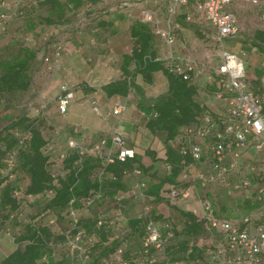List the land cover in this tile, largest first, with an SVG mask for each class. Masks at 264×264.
<instances>
[{"label":"trees","instance_id":"1","mask_svg":"<svg viewBox=\"0 0 264 264\" xmlns=\"http://www.w3.org/2000/svg\"><path fill=\"white\" fill-rule=\"evenodd\" d=\"M3 1L0 0V3ZM5 4L6 1L0 7ZM12 7V10L0 11L10 15L6 28L0 29V101L20 96L31 88L34 74L31 62L41 53L45 62L44 59L49 57L46 53L48 50L52 49L54 54L57 47H62L63 43L58 41L59 33L55 34L58 29L54 26L65 21L70 11L68 0H25L18 5L13 3ZM40 7L44 11L36 12ZM17 17L23 23L19 39L21 43L17 50L11 52L7 47L13 41L10 39L11 25L12 20ZM33 33L45 40L44 46L37 50L30 46ZM132 33L136 37L132 58L139 65L141 73L149 77L152 71L164 69L161 62L145 57L150 50L148 29L139 25ZM257 37L264 41V32L258 31ZM255 45L260 47L257 43ZM164 72L168 79V89L151 101L150 108L157 110L159 115L147 122V127L153 134L164 136L166 158L172 169L160 175L153 166L144 167L136 154L123 163L111 164L108 167L109 175L103 178L101 186L103 199L91 207L90 213L81 221L84 229L81 255L69 250L64 242L63 230L68 224L67 204L75 196L77 206L81 207L82 198L91 189L98 188V182L91 178L94 168L99 164L98 157L88 156L80 170L68 169L64 176L58 174L54 183L51 171L62 145L51 132H42L39 127L40 118L23 112L11 117L0 128V237L6 238L5 234L9 233L12 243L16 245L0 258V264H192L202 257L204 249L195 244L194 240L208 234L204 228V220L170 204L162 191L166 186L177 184L181 172V157L168 141L177 135L180 127L194 123L203 112V107L195 97L197 90L193 84L171 73L168 68ZM103 89L109 95H125L129 85L123 79L110 83ZM146 153L153 162L158 161L152 150L148 149ZM73 158L71 154L62 169L70 168ZM135 164L149 178L146 190L147 195L152 197L149 201L166 202L178 210L183 218L181 228L173 230V237L159 252L153 248L147 254L142 252V240L147 235L144 220L129 217L126 224L129 229L120 237L111 226L112 217L102 215L115 208L123 212L126 203L116 205V194L126 189L122 171ZM49 189H52L53 195L46 197L45 192ZM104 205L107 206L103 207ZM47 210L57 217V226L46 224ZM151 213L155 220L163 218L162 214L154 210ZM99 220L103 221L101 225L97 224ZM130 238L137 239L134 248L126 247ZM59 249L62 252H58ZM153 254L155 260L150 262L149 256Z\"/></svg>","mask_w":264,"mask_h":264},{"label":"built area","instance_id":"2","mask_svg":"<svg viewBox=\"0 0 264 264\" xmlns=\"http://www.w3.org/2000/svg\"><path fill=\"white\" fill-rule=\"evenodd\" d=\"M5 1L18 5L25 0H4L0 4L3 5ZM102 2L105 4L117 2L118 8L133 7L140 3L139 20L149 24L152 34L163 40L169 49L168 70L195 87L203 63L195 59L181 62L175 59L172 52L176 33L181 27L177 16L181 13L188 23L204 19L208 24V28L203 30V33L211 40V48L205 58L213 62L214 76L210 80L216 87L213 92L214 99L223 102L224 108L217 116L203 111L194 123L180 127L177 135L168 141L181 157V172L177 178L179 182L166 187L162 194L170 202L179 198L189 199L190 190L181 186H185L184 184L190 181L198 185L197 192L201 198L203 211L201 218L204 220V228L208 234H217L218 240L213 244L215 248L210 251L207 263L198 259L194 264H264V162L259 164L240 162V155L248 147L264 148V105L262 98L246 83L245 61L242 55L229 49L230 40L239 34L237 16L229 7L241 2H250L258 7L260 24L264 30V0H166L164 18L159 16L156 9L149 6V0H102ZM9 18V14L0 12L1 30L6 28ZM62 50V47H57L53 54L55 59L61 55ZM44 61L49 62V57ZM73 98V86L64 83L57 97L59 114L67 113ZM94 110L98 112L97 108ZM125 110L126 106L118 103L112 108V114L121 115ZM158 115V111L152 108L149 112L142 113V118L147 124ZM63 145L59 148L51 171L54 183L58 174L64 176L68 169L80 170L88 156L95 155L99 159V164L91 174V178L98 182V188L91 189L82 198L81 207L77 206L75 196H72L67 204L68 224L63 230L64 242L69 250L81 255L84 237L81 221L90 213V208L103 199L101 186L104 182L103 178L109 175L108 167L116 162H125L135 153L127 146L123 134L117 130L111 134L110 140L100 138L86 142L84 139L70 135ZM71 154L74 156L71 167L62 169ZM187 159L191 161L188 162ZM190 164L199 168L194 177L190 176ZM163 167L167 173L172 169L166 155L163 158ZM234 170H241L242 180L229 184L228 177ZM122 174L126 189L116 194V205L143 204L152 199L146 193L148 184L139 165L135 164L130 169H124ZM216 185H225L226 194L229 196H234L235 190H239L244 198L253 199V203L257 206L238 221L218 215L211 198ZM209 191L211 193H208ZM45 194L46 197L52 196V189L47 190ZM102 215L112 217L111 226L118 236L125 235L129 229L126 226L129 221L127 215L118 208ZM135 218L146 222L147 235L141 244L143 254H147L150 248L156 252L163 250L173 237V230L181 228V225H176L173 219L166 216L161 220L153 219L151 208L147 205ZM45 220L48 226L58 224L57 217L49 210L46 211ZM102 223L103 221L99 220L97 224ZM5 237L13 242L9 233H6ZM1 239L2 237L0 244ZM149 259L150 262L154 261V254L149 256Z\"/></svg>","mask_w":264,"mask_h":264},{"label":"crops","instance_id":"3","mask_svg":"<svg viewBox=\"0 0 264 264\" xmlns=\"http://www.w3.org/2000/svg\"><path fill=\"white\" fill-rule=\"evenodd\" d=\"M167 2L149 0L148 4L157 10L161 18H164ZM68 7L70 14L73 15L66 24L67 32L59 34L58 41L63 43L62 53L55 59L52 57V49L48 50L50 61L44 63L53 72L54 81L51 82L50 88L56 87L58 95L64 83L73 86L74 98L67 113L61 115L57 108L59 116L68 117L70 121L69 125L64 127L68 130L65 132V139L73 135L86 142L100 138L110 140L111 134L117 130L125 137L127 146L140 157L141 164L144 167L153 166L155 169L157 163L153 162L146 153V150L152 148L150 142L147 146L140 143L146 140L147 133L152 137L159 133L153 134L149 130L142 113L149 112L152 109L151 101L167 92L168 79L164 72L169 66L170 52L167 45L152 34L149 24L139 20L140 3L133 7L118 8L117 2L105 4L102 0H68ZM230 9L238 14L237 16L233 12L237 16L240 31L230 40L229 46L232 49L236 47L242 49V53L239 54L245 61L246 83L262 98L264 105V41H260L257 37V32L264 30L259 24L254 32L246 35L242 32L244 22L241 20L244 13L254 11L258 13V7L250 2H241L233 4ZM177 20L181 27L173 43V55L181 62L195 59L203 63L202 72L196 83L195 97L203 107V111L217 116L222 112L224 103L214 99L213 92L216 87L210 80L214 76L213 62L205 58L211 48V40L203 33V30L208 28V24L204 19L188 23L181 13L177 16ZM139 25L146 27L150 33V50L145 57L148 60L161 62L164 68L152 71L149 77L141 73L139 65L137 66L132 58L136 38L132 32ZM256 43L260 47L255 45ZM123 79L129 85L127 94L109 95L103 89L106 85ZM118 103L124 104L126 110L121 115H114L112 108ZM94 108H97L98 112ZM165 155L166 148L160 156L156 154V157L158 161L163 162ZM240 162L263 163L264 148L248 147L240 155ZM190 165V168L196 167L194 164ZM230 175L234 176V181L233 183L228 181L229 184L240 182L243 177L241 170H234ZM224 186H221L223 193L228 197ZM240 195L236 197L238 201L249 203L247 212L257 206L256 203L246 200L247 198L243 196L241 198ZM189 212L199 216L197 210ZM247 212L236 213L227 210L222 216L238 221ZM4 239L6 240L3 238L1 243Z\"/></svg>","mask_w":264,"mask_h":264},{"label":"rangeland","instance_id":"4","mask_svg":"<svg viewBox=\"0 0 264 264\" xmlns=\"http://www.w3.org/2000/svg\"><path fill=\"white\" fill-rule=\"evenodd\" d=\"M13 2H6L4 7H0V11H8L12 10ZM27 9H25L26 11ZM44 8L40 7L36 10V12L40 13L43 12ZM28 12V10H27ZM234 12V10H233ZM34 13V10H33ZM236 14V12H234ZM73 14H70V11L67 13V18L65 21L55 25L58 30L55 32L62 33L67 32L68 22H70V19ZM238 16V14H236ZM28 16V14H27ZM242 17V21L244 22V28L243 31L246 33V35L249 33L251 34L256 30L260 24L259 14L254 11L253 13L248 12L244 13ZM23 23L19 17L17 19L12 20L11 25V37L13 41L9 43V46L7 47L8 51L11 50V52L18 49L21 43L19 41L20 34H21V27ZM29 30V29H28ZM30 31V30H29ZM32 32V31H31ZM32 38L30 41V46L33 47L34 50H37V48H41L44 46V39H40L37 34H31ZM248 42V41H247ZM247 45V43H246ZM229 49L235 53H242V49L240 50L238 47L230 48ZM51 51V50H50ZM39 54V51H37ZM48 52V51H47ZM46 52V53H47ZM4 55V54H3ZM2 55V57H3ZM42 57L39 54V57L31 62V66L33 68L34 74H33V81L31 88L23 93L20 96H14V98L11 99H4L0 101V128L5 126L9 119L15 115L22 114L23 112L27 113L31 117H38L40 118L39 121V127L42 129V132H51L52 135H55L57 137L58 142L60 145L64 144L65 139V132H68V130L64 127H67L69 125L70 121L68 117L62 118L59 116L57 112V96H58V89L53 86V88H50L51 82L54 81V76L52 70H49L47 66L44 64ZM53 83V82H52ZM66 129V130H65ZM146 140L142 144L143 146H147L149 143L152 147L151 150L155 152L157 155H161L163 150L165 149V143H164V136L162 134H158L155 137H152L151 134L147 133L145 136ZM64 146V145H63ZM155 169L158 171L160 175L165 173V169L163 167V163L161 161L156 162ZM190 176L194 177L196 173L198 172V167H191L190 168ZM232 175H229L228 181L233 183ZM147 184H149V178L147 176L146 178ZM185 186H181V188H188L190 190V197L189 199H183L179 198L176 201L170 202V204L175 205L177 208L181 210L186 211H193L197 210L198 215L201 217L203 216L202 206H201V198L200 195L197 194L196 190L198 189V185L193 182H188L184 184ZM167 187V186H166ZM214 192L211 193L210 191L208 193H211V198L213 199V203L217 209L218 215H223L227 210H230V212H247V203H243L242 200L238 201L236 199L237 196H241L243 198V193L239 190H235L234 196H225L224 191L221 186L216 185ZM213 195V196H212ZM251 202H253V199H246ZM238 201V202H237ZM237 202V204H236ZM250 202V204H251ZM147 205L151 208V210H154L155 212H158L162 214L163 216H166L169 219H173L176 225L182 224V217L179 214L178 210L175 208H172L167 204L166 202H155L153 200H148L146 203H126V207L123 209V213L127 215L128 217H135L139 213H141L143 207ZM107 205H104L105 207ZM101 207V206H100ZM200 209V210H198ZM225 215V214H224ZM218 240L217 234H206L202 237L194 240V243L203 247L204 253L200 260H204L205 263L208 261L209 253L210 251L214 250L215 241ZM5 241V242H4ZM137 239L136 238H130L127 243L126 247H132L134 248L136 245ZM15 244H13L10 239L7 241V239L3 240V243L0 244V258L4 254H8L13 248H15ZM62 252L61 249L58 250V252ZM194 264V263H192Z\"/></svg>","mask_w":264,"mask_h":264}]
</instances>
